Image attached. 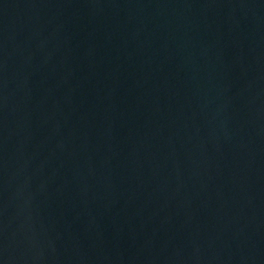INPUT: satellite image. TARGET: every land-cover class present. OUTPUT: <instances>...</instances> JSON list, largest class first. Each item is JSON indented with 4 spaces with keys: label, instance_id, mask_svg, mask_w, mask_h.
I'll list each match as a JSON object with an SVG mask.
<instances>
[{
    "label": "water",
    "instance_id": "95a60500",
    "mask_svg": "<svg viewBox=\"0 0 264 264\" xmlns=\"http://www.w3.org/2000/svg\"><path fill=\"white\" fill-rule=\"evenodd\" d=\"M0 264H264V0H0Z\"/></svg>",
    "mask_w": 264,
    "mask_h": 264
}]
</instances>
